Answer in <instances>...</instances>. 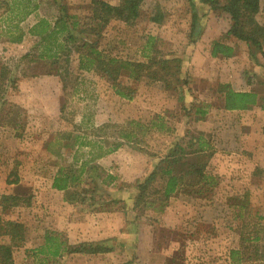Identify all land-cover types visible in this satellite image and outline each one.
<instances>
[{
  "label": "crops",
  "instance_id": "0c3cea01",
  "mask_svg": "<svg viewBox=\"0 0 264 264\" xmlns=\"http://www.w3.org/2000/svg\"><path fill=\"white\" fill-rule=\"evenodd\" d=\"M96 2H103L111 7H117L120 4L119 0H0V8L2 7L3 11L0 20L6 22L5 25L7 27L3 28L8 36V43L5 45L0 43V46H3V48L4 46L8 47V50L4 51V49H1L0 52L11 60L35 61L45 66L48 64L45 72L32 73L25 76L20 75L16 88L21 101L17 104L21 107L33 109V111L34 109H44L45 111L47 107H50L54 111L55 109L57 110L58 119L59 116L62 117V114L64 116V112L60 110L63 107V86L60 84V78L56 74H62V70L64 71L61 63L71 60L76 65L75 73L77 77L82 76V74H93L96 76V83L92 82L90 84L94 88L92 93H97L98 96H94V100L90 103L92 106H88L89 109L95 110V127L98 128L101 124L111 122L124 124L128 120L144 124L147 119L148 125L146 128L154 132V135L158 138L166 139V146L161 154H148L146 152L147 149L143 147L137 148L138 145L134 146L132 141L137 138L135 133H132L133 131L126 132L125 129L119 131L118 137H116L118 143L113 148L107 147L103 143L104 137L99 134L92 133L87 137H75L77 141L73 142L71 154L67 155L71 168L74 171L84 169L79 180L81 181L84 178L88 180L90 188L98 186L100 193L85 195L88 199L93 198L92 202L86 199V204L66 201L65 192L56 191L51 187L52 181L58 172L62 171L64 173V169H66L63 166H59L52 172L49 179L45 180L46 183L44 181L28 183L26 182L28 179L25 181L20 179V185L29 190L32 188V204L29 207L14 208L5 217L8 218L7 220L15 221L12 215L15 210H18V213L23 212L32 216L44 214L46 217L44 219V227L42 230L38 229L36 231L40 247L34 252L27 251L28 253L38 252L44 258L39 260L38 264H51L49 262V259L52 258L50 251H53L54 248L45 244V239L48 235L55 238V247H59V255L53 258V261H56L63 259L64 255H66L63 252L65 246L58 241L57 236L59 234H70L75 231L80 235L82 242L97 243L111 240L113 250L108 254L94 256L67 255L84 258L86 261L89 260L90 264H94V261L90 260V258H102L100 259L103 261L102 264H111L110 262L104 263V261L109 260L107 258L110 256L116 255V252L125 257L128 251L134 252L135 257L142 261L140 264H189L185 257V251L188 252L189 236L199 235V224L203 222L206 211V208L200 205L194 207L195 203L211 204L214 200L221 207H224L223 210L216 213L219 214L216 217L223 218L227 216V218L234 221L248 217L251 209L255 208L254 204L258 203V205L263 206V209H261L263 213L261 215V213L255 211L253 216L261 215L264 218V112L259 104L261 99L258 93L252 91L253 89L251 90L250 83L246 86L243 85V89H237L233 85L234 78H231V81H229L231 86H229L235 93H254L257 95V103L248 110L228 112L223 109L222 97L217 93L218 85L221 83L216 85L204 83L205 89L199 91H197L196 85H193L191 92L192 94L197 93L198 97L189 96L188 99L184 100V105L187 106L192 102H196L200 103L201 107L210 106L208 114L203 120L213 110L224 111L237 116L235 121L230 123L229 127H231V130L221 132L220 147H217L211 145L204 133L193 132L190 127L188 128V123L183 122V118L185 120L186 118H193V121L197 124L203 120H195L197 116L193 115V113L190 117H186L181 109L182 102L178 101L177 94L167 93L159 83L143 81L133 85L127 78L121 76L118 79V83L121 85L125 84L123 83L124 81L129 83L135 90L132 96V98L134 96L135 98L128 101L116 96L114 94L115 91L111 87L112 85L102 74L92 67L85 66V61L90 57L88 52L81 48L83 44L91 45L96 42L97 51L103 55L126 61L122 57V52L125 51L126 45L124 34L121 30H123L122 27L129 25L120 20L112 19L103 26L98 19H93V7ZM192 2L195 5L196 23H199V19L204 22L210 9L200 4L199 0H192ZM210 12L211 14L208 18L213 14L212 11ZM192 16L193 13L191 11V19ZM257 16H264L262 0H260ZM221 18L227 23V31L229 18L225 14ZM97 28H100L97 32L98 36L89 32L91 29ZM82 30L88 31V33L80 35ZM226 31L221 33L223 34ZM221 33L218 35L220 36ZM70 35H73L74 39H70ZM218 35L211 44L219 38ZM200 38L197 37L196 42L189 45L190 50L195 48L198 50ZM148 40L149 38L146 37L144 43L139 45L136 56L137 63L145 62L150 56L151 48L146 46ZM15 49L19 51H15ZM10 50H13V52L10 53ZM210 51L211 45L204 59L218 61L220 67L230 65L233 68L234 77L237 76L236 72L237 67L239 68V63L247 64V72H250L249 70H252L254 66L264 67V59L260 54H257L258 56L255 57V60L250 59L248 54H241V52L235 53L233 58L226 59L221 57L212 58ZM195 56H199V52H196ZM188 58L184 57L182 59ZM55 61L59 63L58 67L53 64ZM127 62L131 63L130 60ZM185 66L186 63L184 62L182 64V73H185ZM51 69H55V72L49 74ZM204 70L208 71L209 69L205 68ZM184 73L182 77L186 76ZM47 81L48 83L46 84ZM78 87L79 84H74L70 92H78ZM151 89L157 90L155 98L140 100L141 94ZM205 93L208 99L202 97L203 94L205 96ZM86 104H89V102L87 101ZM174 105L175 107L179 105L180 108V124H178L176 132L173 127H169L168 123L169 117L171 118V111L175 108ZM87 117L88 114L82 115L79 122L81 124L85 123ZM187 130L196 137L201 136L200 138L203 140L205 147L202 154L199 155H210L202 169V177L206 179L208 177L214 178L213 181L216 183V187L213 194L207 197L188 198L177 193L168 199L164 212L156 216V223L153 224L155 228L152 231L154 234L152 236H156V233L160 236L169 235L170 242L166 250L157 248L154 251L151 245V257L154 254L159 256L156 262L152 263V261H148L150 255L146 251L147 247H144L143 244L144 230L141 220L140 222L134 220L133 229L128 226L127 221L132 226V219L134 218L132 207L138 195V182H142L154 170L157 162L170 153L172 146L184 137ZM43 150L46 155L55 156V159L56 157L62 158L64 153H66L65 145L60 137L48 140L43 146ZM79 154L83 158H76V155ZM91 168L100 169L102 176H99V178L93 177ZM38 177H40L39 173ZM183 182L187 183L188 180L184 178ZM195 182L199 183L197 186L205 185L203 184L205 181L200 178L197 181L195 179ZM5 188L6 190L0 187V197L12 193V186L6 184ZM237 233L239 245L237 241L236 245H233V241L231 242L230 246L235 247H230L227 250L225 261L222 264H236L230 260L229 253L239 249L240 231L237 230ZM26 261L25 259L24 262ZM30 262L33 264L32 261ZM239 264H243V262Z\"/></svg>",
  "mask_w": 264,
  "mask_h": 264
},
{
  "label": "rangeland",
  "instance_id": "374dc122",
  "mask_svg": "<svg viewBox=\"0 0 264 264\" xmlns=\"http://www.w3.org/2000/svg\"><path fill=\"white\" fill-rule=\"evenodd\" d=\"M4 1V0H3ZM6 1V0H5ZM223 3L225 0H219ZM264 5V0H262ZM4 3V2H3ZM3 14L2 7L0 8V16ZM211 12L208 11L204 19V22L200 21L196 23L194 27L192 26L191 19V10L189 8V2L187 0H144L141 5V17L132 25L127 27H122L121 32L124 34L125 42V51L122 53V57L126 61H131L135 63L137 50L139 45L143 44L146 37L152 39L155 49L158 50L160 57L170 56L177 58H184L186 63L185 75L183 80L188 83L190 89H193V85H196L198 88L197 91L205 89L204 83H210L216 85L221 83L222 85H230L231 78H234V86L237 89H243V85H248L250 83V88L252 91H255L259 94V104L263 108L264 112V67H252L250 72H247V64L239 63L237 67V76L234 77L233 68L230 65L221 66L218 61L208 60L207 52L210 50L211 42L217 37L221 32L226 31L227 23L221 18L223 14L220 12L213 13L211 17ZM159 15L161 17V24H156L151 22L154 17ZM214 15V16H213ZM258 17V18H257ZM256 23H258L264 30V16H257ZM7 21V20H6ZM6 22L0 20V43L5 45L8 43V36L5 34V29L7 27ZM7 29V28H6ZM222 34V33H221ZM201 37L198 44V50L189 49L190 44L193 39ZM219 37V35H218ZM264 42V41H263ZM235 49V52L238 54H248L250 59L255 60V57L258 56V51L256 49L249 50L247 46L243 43L238 42H226ZM4 51L8 50V47L3 48ZM193 49V48H192ZM262 51L264 52V43L262 44ZM15 51H19L15 49ZM251 51V52H250ZM13 50H10V53ZM196 52H199V56H195ZM192 53V55H191ZM9 55V54H8ZM4 57V58H3ZM122 62L123 59H120ZM119 60V61H120ZM208 61V62H207ZM62 62V61H61ZM60 62V63H61ZM242 62V61H241ZM230 63V62H228ZM46 66L42 63H37L35 61H15L6 58L0 52V68L7 69L8 73L6 78L0 80V187L5 189V181L11 175V173H16L19 177V180L26 182H40L48 180L52 175V172L59 166L64 168H70V160L67 159V155L71 154V148L73 142L77 139L75 137H87L88 135L95 133L104 137L103 143L107 147L113 148L117 145L116 137H118L119 131L125 129L126 132L133 131L135 133L136 140L132 141L138 147H143L147 149V153H156L161 154L163 148L166 146V139L158 138L154 135V132H151L146 128L147 119L144 124L140 122H134L128 120L127 123H106L101 124L95 127L94 123V114L95 110L89 109L88 106H92L90 103L94 100V96H98L97 93H92L93 87L90 83H96V76L93 74H82V76L77 77L76 65L74 62L69 60L67 63H61L62 69L67 71L66 79L64 82L67 83L68 91L63 92L62 102H63V112L62 117H57V110L47 107L44 109H30L26 107H21L17 103L21 100L18 97L17 88H14L13 84H10V79H13L15 76L18 79L25 75H30L32 73L45 72ZM203 66V68H202ZM208 68L209 70H204ZM213 69V70H212ZM243 72V74H242ZM251 73V74H249ZM13 77V78H12ZM243 78V79H242ZM246 79V81H245ZM227 82V83H226ZM247 82V83H246ZM48 81L46 82V84ZM124 87H131L129 83L124 81ZM60 84L61 80H60ZM74 84H79L78 92H70L71 87ZM112 87V86H111ZM249 88V89H250ZM115 91V88H113ZM5 91V92H4ZM112 93V90L110 88ZM131 92V89L129 90ZM195 91V92H197ZM4 92V93H3ZM156 89H151L149 91H144L140 100L145 99H154L156 96ZM115 94V92H114ZM116 95V94H115ZM194 98L198 97L197 93L192 94ZM117 96V95H116ZM204 99H208L207 94H203ZM135 98H131L128 101H131ZM143 98V99H142ZM127 100V99H125ZM5 101L4 104H2ZM87 101L89 104H86ZM151 103V102H150ZM175 107V105H174ZM174 110V111H173ZM171 111V118L169 117L168 123L169 127L178 129V124L180 121V108L179 105L176 106ZM88 114L87 121L85 123H80V117L82 115ZM144 118V117H142ZM237 118L236 114H231L227 112L220 111H210V114L206 117L205 120L197 124L194 122L193 118H183L182 121L188 123V128L190 127L193 132H202L204 133L211 145L219 146L220 134L221 132L230 131V123L235 121ZM93 122V123H92ZM98 125V124H96ZM180 129V128H179ZM182 131V130H181ZM54 137H60L62 142L65 145L66 153L62 158L48 156L44 153L43 146L46 142ZM69 158V157H68ZM76 158H83L81 154L76 155ZM17 164V166H16ZM15 170V171H14ZM38 173L40 177H38ZM99 176H102V171H97ZM31 178V179H30ZM13 179V176H11ZM46 183V182H45ZM24 185V184H23ZM80 190H90V184L85 178L81 180ZM159 187V186H158ZM31 192L32 188H30ZM33 194V193H32ZM90 195V194H86ZM87 196H85V199ZM151 199H154L151 198ZM191 203V201H190ZM195 203V202H194ZM194 207L200 205L205 207L206 211L204 214V219L199 225V235H190L188 243V252L185 251L186 261L189 264H222L225 261L227 250L230 247L231 242L233 245H236V241L239 245L238 240V231L242 230V226L245 225L247 229L243 230V234L246 236L248 234H254L255 231H259L258 237L260 242L255 244L252 235L249 241V245H246L247 249L239 248L238 251L241 252L239 258L243 264H264V218L261 216L263 211L262 205L258 203L254 204L255 208L251 209L248 217L243 218L242 220H231L227 216L223 218H217L216 214L219 211L223 210L224 207H221L219 203L214 202L209 203H195ZM188 206V205H187ZM255 211L261 213V215L253 216ZM15 210L12 215L15 218V221L24 227L25 231V241L21 247L14 250L13 261L15 264H28L32 261L33 264H38L39 260L44 259L36 253H28L27 251H37L39 249V237L36 234L38 229H43L44 219L46 218L44 214L32 216L31 214H26ZM21 214V216H19ZM80 215V214H79ZM153 215V216H152ZM1 216V213H0ZM19 216V217H18ZM8 217V216H7ZM48 217V216H47ZM5 219H8L4 216ZM17 218V219H16ZM156 215L152 211H146L143 218H141V223L144 230V247L146 246L150 258L148 261L155 263L159 256L153 255L151 257V247L152 249L157 250L161 248L166 250L170 242V236H152L154 234L153 224L155 222ZM232 226V228H231ZM43 234V233H42ZM40 234V235H42ZM49 236V235H48ZM240 236V235H239ZM58 241L64 244H69V247L73 249L74 246L82 242L80 235L75 231L70 234L58 235ZM10 240L6 236L0 238V243L9 244ZM235 242V243H234ZM152 245V246H151ZM171 245V244H170ZM67 247V246H66ZM64 255L63 259L53 261V258L49 259L51 264H90L88 260L79 257H71ZM76 255V254H75ZM255 255L257 257H255ZM249 260L254 261H246ZM25 259L27 260L26 262ZM102 258H90L94 261V264H102ZM109 260H105L104 263L110 262L111 264H140L141 260L135 257L134 252H127V256L124 257L122 254L112 255ZM145 259V258H144ZM98 260L97 262H95ZM28 262V263H27ZM114 262V263H113Z\"/></svg>",
  "mask_w": 264,
  "mask_h": 264
},
{
  "label": "trees",
  "instance_id": "16d2710c",
  "mask_svg": "<svg viewBox=\"0 0 264 264\" xmlns=\"http://www.w3.org/2000/svg\"><path fill=\"white\" fill-rule=\"evenodd\" d=\"M119 1L120 4L117 7H111L103 2H96L93 7V19H98L103 26L112 19L120 20L127 25L134 24L141 17V5L144 0ZM187 1L193 13L191 27H194L197 19L194 8L195 5L192 0ZM199 3L207 6L212 13L215 14L220 12L221 14L227 15L229 18L228 30L221 34L219 38L211 44L210 55L212 58H233L236 53L235 49L226 43L231 41L243 43L249 50L256 49L258 54L264 59V52L261 49L264 43V30L255 22L259 13L260 0H225L223 3L219 0H199ZM151 22L161 24V17L157 15ZM98 29L100 28L91 29L89 32L98 36ZM87 33L88 31L82 30L80 35ZM69 38L74 39L73 35H70ZM196 39H193L192 42H195ZM96 46V42L91 45H82L81 49L87 51L90 57L85 61V66L92 67L102 74V76L110 82L112 87L115 88V94L118 97L130 100L135 92L132 86L129 87L131 89L130 92L127 91L129 90L128 87H124L118 83V79L123 76L133 85L143 81L147 83H159L167 93L177 94L178 101L182 102L181 109L184 111L186 117H190L193 113V115L197 116L195 120H203L208 114V109L210 108L208 105L201 107L200 103L196 102H192L187 106L184 105V100L188 99L189 96H193L191 89L188 87V83L184 81L185 79L183 80L182 77V64L184 60L182 58L170 57L167 55L160 57L158 50L155 49L154 43L151 44V39L148 40L146 45L151 48L150 56L143 63L122 62L115 58L105 56L97 51ZM67 62L68 60H66V63ZM53 64L57 67L59 66L57 61L53 62ZM53 72H55V69H51L49 74ZM7 74H9L7 69L0 68V80L6 78ZM67 74L65 69L64 71L62 70V74H56L61 80L63 92H66L67 89V83L64 82ZM17 81L18 77L15 76L13 79H10L9 83L13 84L16 89ZM217 93L222 97L223 109L228 112L248 110L257 103L256 94L235 93L229 85L219 84ZM2 102V104H4L5 101ZM60 110L63 111V107ZM200 137L201 136H194L187 130L184 137L172 146L170 153L157 162L154 170L142 182H138V195L132 207L134 218L132 219V226H130V222L127 221L129 227L133 229L134 220L140 222L146 211H152L156 216L162 214L167 206L168 199L173 194L180 193L188 198H202L213 194L216 187V183L213 181L214 178L208 177L206 179L202 177L201 173L210 155L204 153V155H199L202 154L205 147ZM83 170L84 169L74 171L70 167L64 169V173L62 171L58 172L52 181V189L65 192V199L68 202L75 201L80 204H86L85 195L100 193V188L98 186H92L89 191H78V188L81 187V181L79 179L82 177ZM91 170V175L99 178L97 171L100 169L91 168ZM11 176H13V179H11ZM184 178H186L189 183H184ZM199 178L205 181V183H203L205 184L204 186H197L199 183H194L195 179L197 181ZM19 182L17 174L15 172L11 173L5 183L8 186H12V193L0 197V238L7 236L10 240L8 245L0 243V264H14V250L21 247L25 241L24 227L16 221L4 218L10 210L18 207H29L32 204L33 195L31 191L20 185ZM153 197L154 199H151ZM88 200L92 202L93 198ZM245 229H247V227L243 225L240 231L239 248L241 249L248 248L246 245H249V241L252 240L250 235H252L254 242H256L255 244L260 242V238L258 237L259 231H255L254 234H248L246 232L245 236V234H243V230ZM45 244L46 246L50 245L54 248L53 251H50L52 258L59 255V247H55L56 240L54 237H46ZM64 246L65 249L63 252L68 255L94 256L108 254L113 250L111 240L97 243H80L74 246L73 249H71L68 244H64ZM239 256L242 257L240 251H231L229 253L230 260L236 264L242 263ZM255 257L257 256L255 255ZM254 260H249L248 258L246 261Z\"/></svg>",
  "mask_w": 264,
  "mask_h": 264
}]
</instances>
